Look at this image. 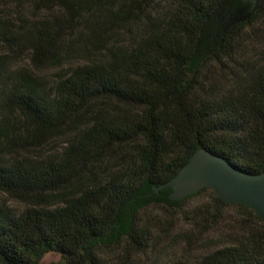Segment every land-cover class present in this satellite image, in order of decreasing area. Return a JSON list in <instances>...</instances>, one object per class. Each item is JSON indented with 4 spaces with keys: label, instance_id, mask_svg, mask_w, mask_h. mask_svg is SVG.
Returning <instances> with one entry per match:
<instances>
[{
    "label": "trees",
    "instance_id": "1",
    "mask_svg": "<svg viewBox=\"0 0 264 264\" xmlns=\"http://www.w3.org/2000/svg\"><path fill=\"white\" fill-rule=\"evenodd\" d=\"M28 1L46 15L15 24L0 14V123L13 115L24 147L68 140L45 158L16 157L0 125V264H42L52 253L56 264H116L105 257L152 246L149 207L205 190L215 204L204 218L215 223L234 207L246 217L241 231L195 263L168 264H264L254 209L208 187L181 199L160 188L201 148L264 173V58L244 54L245 42L264 36V0ZM27 54L29 64L15 67ZM53 65L47 82L42 70ZM119 149L122 164L68 193ZM55 194L64 205L46 207Z\"/></svg>",
    "mask_w": 264,
    "mask_h": 264
},
{
    "label": "rangeland",
    "instance_id": "2",
    "mask_svg": "<svg viewBox=\"0 0 264 264\" xmlns=\"http://www.w3.org/2000/svg\"><path fill=\"white\" fill-rule=\"evenodd\" d=\"M11 17L13 23H21V18L32 20L46 15L38 4L25 0L24 2H14L11 4H0V14ZM244 54L247 56L257 55V58H264V36L261 40H249L244 43ZM15 67L29 64V56L20 55L16 59ZM59 70L56 66H48L42 70L45 80L50 82L56 77ZM7 128L9 134L4 138L5 144L7 136L12 143L16 144L17 150L14 152L16 157L29 156L32 158H45L50 154L59 152L67 144L68 135L45 140L40 145L21 146L26 139L18 137L14 130L16 120L10 116L7 121L0 123ZM11 135H14L11 136ZM20 141V144H19ZM18 145H20L18 147ZM125 155L122 150L114 151L105 158L98 161L94 167L86 170L84 175L77 179L75 184L68 190L73 192L83 182L93 176L103 175L112 171L115 167L122 164ZM209 188V187H208ZM212 189V188H211ZM62 194L51 195L47 198L46 207L55 208L64 205ZM17 212L26 209L27 203L22 202L7 195H1ZM214 194L211 190H205L200 194L189 197L182 203L173 207L167 204L154 205L144 212V217L150 224L152 230V246L146 252L107 255L106 261L116 263L129 262L128 264H168L172 262L195 263L208 253L225 245L238 236L241 231V222L246 218L241 211L234 207H227L223 210L222 217L215 223H209L204 216H208L207 210L214 206ZM212 221L214 219L212 218ZM61 259L56 254H48L42 264H56Z\"/></svg>",
    "mask_w": 264,
    "mask_h": 264
},
{
    "label": "water",
    "instance_id": "3",
    "mask_svg": "<svg viewBox=\"0 0 264 264\" xmlns=\"http://www.w3.org/2000/svg\"><path fill=\"white\" fill-rule=\"evenodd\" d=\"M245 1L256 4L259 0ZM163 187L174 188L173 199L185 198L209 187L223 201L249 206L264 219V173L241 170L205 148L197 150L178 174L160 188Z\"/></svg>",
    "mask_w": 264,
    "mask_h": 264
}]
</instances>
